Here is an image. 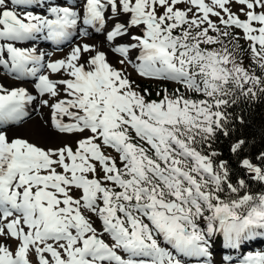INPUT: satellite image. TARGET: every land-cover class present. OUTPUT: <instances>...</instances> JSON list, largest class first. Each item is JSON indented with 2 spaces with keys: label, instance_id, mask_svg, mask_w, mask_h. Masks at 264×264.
Segmentation results:
<instances>
[{
  "label": "snow or ice",
  "instance_id": "6c2138e0",
  "mask_svg": "<svg viewBox=\"0 0 264 264\" xmlns=\"http://www.w3.org/2000/svg\"><path fill=\"white\" fill-rule=\"evenodd\" d=\"M225 39L249 41L262 74L209 47ZM37 40L70 51L45 62ZM108 51L177 87L147 99ZM0 68L21 85L0 83V129L39 98L79 137L46 148L0 130V264H214L218 244L221 264H264V190L250 183L264 185V152L241 176L212 149L244 123L227 110L264 95V0H0Z\"/></svg>",
  "mask_w": 264,
  "mask_h": 264
},
{
  "label": "trees",
  "instance_id": "16d2710c",
  "mask_svg": "<svg viewBox=\"0 0 264 264\" xmlns=\"http://www.w3.org/2000/svg\"><path fill=\"white\" fill-rule=\"evenodd\" d=\"M252 65L255 66L257 72L261 74V70L258 66L251 62ZM128 76V74L125 72ZM131 81L134 82L133 87L143 93L144 89L153 92L156 97L157 93L161 92L162 88H167L169 92H172L175 88L170 87L167 82L160 83H146L139 81L140 85H137L135 80L132 77L128 76ZM156 99V98H152ZM151 99V100H152ZM159 99V97H158ZM230 113H233L235 117L236 113H240L243 115L244 123L240 124L235 118L233 119V123L228 125L229 135L224 136L222 132L217 133V137L215 142L212 144V149L219 151L221 155L217 158V162L221 159L227 160L230 168L233 171V174L244 175V170L239 166V160L248 157L252 160L253 163H259L256 160V157L264 152V95H261L259 100L255 103L246 104L241 102L238 105H234L227 110ZM235 128V131H232V128ZM245 139L246 143L243 146L242 150L238 153V155H233L231 152V145L237 139ZM251 187L255 191L264 190V185H260L256 182H250Z\"/></svg>",
  "mask_w": 264,
  "mask_h": 264
},
{
  "label": "rangeland",
  "instance_id": "374dc122",
  "mask_svg": "<svg viewBox=\"0 0 264 264\" xmlns=\"http://www.w3.org/2000/svg\"><path fill=\"white\" fill-rule=\"evenodd\" d=\"M207 2V0H206ZM181 7H183V5H181ZM238 5H233V11H236ZM241 19H243L244 17L241 16L240 17ZM213 19L215 20L216 18L213 17ZM236 31H240L241 34H242V30H236ZM95 38H98V37H103V36H94ZM77 39H79L77 37ZM75 42V40L73 41V43ZM240 47L239 48H234L233 47V44L229 42L228 39H225L224 40V44L221 45V44H214V45H211L209 46L210 48H214V49H217V50H220L222 49L224 46H227L228 50L230 52H232L234 58H235V61L238 63V64H242L243 67L245 68H255L254 65L251 64V62H254L252 60V57H251V53H250V49H249V44L250 42L249 41H246L244 39H240L238 41ZM43 47H46L45 51H49L48 54L50 55H46V60H56V59H60V58H63L69 51H70V45L67 44L66 46L62 47V48H59V49H50L48 48L46 45H42ZM138 50H133L132 52V59L135 60V57L136 55H138ZM119 59L120 57L117 55V57L115 59H113V61L110 63L113 67L117 68V69H123L124 72H126L128 74V76L132 77L133 80H135L136 84L137 85H140L139 81L141 82H146V83H160V82H167L170 87L172 88H176L177 85L174 83V82H169V81H163V80H158V79H155V78H147V77H143V76H140L137 71L132 67L131 64H125V65H121L119 63ZM2 68H0V75L5 79V80H13L12 77L10 76H7L5 74V72L3 70H1ZM256 69V68H255ZM45 73L47 72V70L45 69L44 70ZM256 74L257 75H261L257 72L256 70ZM61 75L63 76V78H68L65 74L61 73ZM31 88V90L33 89L32 85L31 84H28ZM148 93L149 95L146 97L147 99L151 100L152 98H156L158 99V97H156V95L153 93V92H150L148 90ZM50 109L49 108H46V111H45V115L46 117H51V113L49 112ZM66 121H69L68 118L64 119ZM79 137H76L74 136L72 139H70V141H68L69 143L72 144L73 148H75V139H77ZM102 150L105 152L106 155H110L112 156L113 158L116 159L117 161V164L119 166V157H118V154L111 148L107 147V146H102ZM60 169H58L59 171ZM75 192V190H74ZM93 221H94V224L97 228L100 227V222L98 219H96L95 217H92ZM9 243L11 244L12 248L15 249L16 247V241L15 240H10ZM254 248H261V247H264V243L260 242V241H257V243L255 245H253ZM223 251L220 249L219 247V244L217 245L215 251H214V256H213V261H214V264H221V261H222V256H223ZM33 261H34V264H35V257L33 256L32 257Z\"/></svg>",
  "mask_w": 264,
  "mask_h": 264
},
{
  "label": "bare ground",
  "instance_id": "6f19581e",
  "mask_svg": "<svg viewBox=\"0 0 264 264\" xmlns=\"http://www.w3.org/2000/svg\"><path fill=\"white\" fill-rule=\"evenodd\" d=\"M94 36H98V35H94ZM101 40H103V37H98V38L94 37L92 41H88V42L98 43ZM35 43H36V46L39 49H41L43 52H45L46 54L49 53V51L48 52L45 51L46 47L42 46L43 42L41 40H37ZM117 55L118 54H114L111 51H108V54H107L108 62L111 63L113 59L117 57ZM45 60H46V57H45ZM27 79L33 80L34 78H27ZM0 83H3L5 87H8L10 85L21 86L19 82L14 81V80H11V81L5 80L1 75H0ZM25 86L28 87L29 91L33 95L38 96V94L34 91V89L31 90L28 84ZM27 107L30 113L28 117L23 119V122L19 124L9 125L6 127V129H0V130H6L10 139L19 137V138L26 139L29 142H32L38 146L47 148V147H58L61 145L62 142H65V141L68 142L70 141V139L74 137V135L59 133L52 127L51 117H49L48 119V117H46L45 115V111L47 107H39V98L33 103L28 104ZM38 107H39V110H37ZM49 112L51 113V111ZM66 118L67 117H65L64 119ZM64 121L69 122L66 120Z\"/></svg>",
  "mask_w": 264,
  "mask_h": 264
}]
</instances>
